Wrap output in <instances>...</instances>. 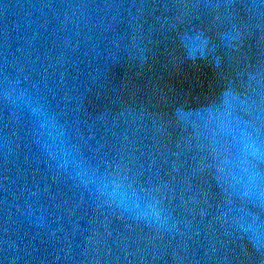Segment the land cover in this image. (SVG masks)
<instances>
[{"label":"water","instance_id":"1","mask_svg":"<svg viewBox=\"0 0 264 264\" xmlns=\"http://www.w3.org/2000/svg\"><path fill=\"white\" fill-rule=\"evenodd\" d=\"M0 264H264V0H0Z\"/></svg>","mask_w":264,"mask_h":264},{"label":"clouds","instance_id":"2","mask_svg":"<svg viewBox=\"0 0 264 264\" xmlns=\"http://www.w3.org/2000/svg\"><path fill=\"white\" fill-rule=\"evenodd\" d=\"M197 39H199V37H197ZM207 41H202L201 42V45L199 46L200 47V56H199V59H204V54H203V51H202V48L204 45H206ZM186 59H190L192 61H196L198 59V57L196 56V49L195 48H189L188 49V52H187V55H186ZM215 67H218V64L215 65ZM254 246H255V243H254Z\"/></svg>","mask_w":264,"mask_h":264}]
</instances>
